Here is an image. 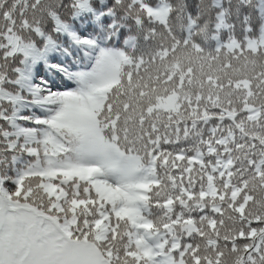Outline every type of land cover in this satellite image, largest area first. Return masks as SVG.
<instances>
[{
  "label": "snow or ice",
  "instance_id": "6c2138e0",
  "mask_svg": "<svg viewBox=\"0 0 264 264\" xmlns=\"http://www.w3.org/2000/svg\"><path fill=\"white\" fill-rule=\"evenodd\" d=\"M202 4L0 0V264H264V23Z\"/></svg>",
  "mask_w": 264,
  "mask_h": 264
},
{
  "label": "trees",
  "instance_id": "16d2710c",
  "mask_svg": "<svg viewBox=\"0 0 264 264\" xmlns=\"http://www.w3.org/2000/svg\"><path fill=\"white\" fill-rule=\"evenodd\" d=\"M198 0H187L188 11L196 15L201 9L197 7ZM202 7L208 9L201 23L207 21L210 29L214 30L215 23L218 22L217 14L227 10L229 23L235 24L234 33H230L228 29L220 30L219 41H213L212 45L217 43L223 44L227 42L229 34L237 37L244 35V17L249 16L250 23L253 25L254 32H258L261 23H264V0H251L250 4H245L243 0H203Z\"/></svg>",
  "mask_w": 264,
  "mask_h": 264
}]
</instances>
